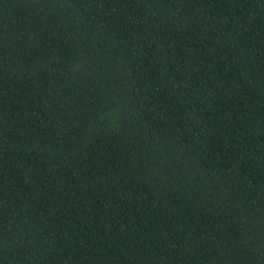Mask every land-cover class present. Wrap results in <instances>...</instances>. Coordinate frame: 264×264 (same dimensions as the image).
<instances>
[{"label":"trees","instance_id":"1","mask_svg":"<svg viewBox=\"0 0 264 264\" xmlns=\"http://www.w3.org/2000/svg\"><path fill=\"white\" fill-rule=\"evenodd\" d=\"M0 264H264V0H0Z\"/></svg>","mask_w":264,"mask_h":264}]
</instances>
